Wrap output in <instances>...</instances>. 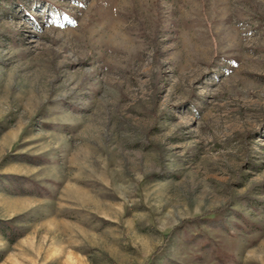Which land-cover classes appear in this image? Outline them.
<instances>
[{
	"label": "rangeland",
	"instance_id": "rangeland-1",
	"mask_svg": "<svg viewBox=\"0 0 264 264\" xmlns=\"http://www.w3.org/2000/svg\"><path fill=\"white\" fill-rule=\"evenodd\" d=\"M0 264H264V0H0Z\"/></svg>",
	"mask_w": 264,
	"mask_h": 264
}]
</instances>
